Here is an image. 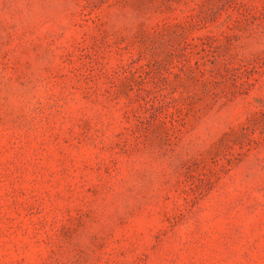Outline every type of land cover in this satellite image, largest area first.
<instances>
[{"label":"rangeland","instance_id":"374dc122","mask_svg":"<svg viewBox=\"0 0 264 264\" xmlns=\"http://www.w3.org/2000/svg\"><path fill=\"white\" fill-rule=\"evenodd\" d=\"M0 264H264V0H0Z\"/></svg>","mask_w":264,"mask_h":264}]
</instances>
